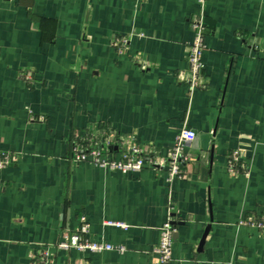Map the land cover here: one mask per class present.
Here are the masks:
<instances>
[{
	"label": "crops",
	"instance_id": "1",
	"mask_svg": "<svg viewBox=\"0 0 264 264\" xmlns=\"http://www.w3.org/2000/svg\"><path fill=\"white\" fill-rule=\"evenodd\" d=\"M184 126L191 161L172 182L163 164L124 174L71 159L76 137L104 128L161 162ZM0 149L18 156L0 172V264L47 250L49 264H154L169 214L171 264H264V228L247 221L264 216V0H0ZM232 152L246 177L229 176ZM82 222L123 251L54 248Z\"/></svg>",
	"mask_w": 264,
	"mask_h": 264
},
{
	"label": "built area",
	"instance_id": "2",
	"mask_svg": "<svg viewBox=\"0 0 264 264\" xmlns=\"http://www.w3.org/2000/svg\"><path fill=\"white\" fill-rule=\"evenodd\" d=\"M204 2L205 0H197V3L201 6H203ZM192 30L194 37L189 44L188 76L186 78L190 94L202 87L200 82L203 72L201 57L205 48L204 17L202 15L193 19ZM116 42L118 43V48H126L129 44V40L124 37L116 39ZM255 49L253 47L252 51L255 52ZM34 119L39 122L44 121L41 116H37ZM114 136L110 129L101 128L94 134L87 133L84 136L76 137L71 144V159L77 163L85 162L101 168L117 169L124 174L137 172L145 167L157 168L163 164L167 181L172 182L175 179L185 177L186 167L191 161V156L186 151V148L196 134L193 130L185 126L182 127L176 135L175 142L168 156L161 162H157L153 156H146L132 135L125 138H115ZM117 154L118 158L116 157ZM17 159L18 156L14 152L0 149V172L12 165ZM227 171L229 176L233 178H237L240 175L245 177L248 175L245 166L241 164L237 152H232L229 155ZM247 221H250L249 223L254 227L264 228V216L258 218L250 217ZM247 221L243 223L247 224ZM174 224L175 222L169 214L166 221L159 228L158 243L153 250L156 260L154 264H171V247L175 235ZM88 230V224L82 222L76 231L65 233L55 244L54 248L62 250L75 248L96 253L108 250L123 251V248L110 243L86 239L85 235ZM50 261L51 252L47 250L35 259L34 264H49Z\"/></svg>",
	"mask_w": 264,
	"mask_h": 264
}]
</instances>
